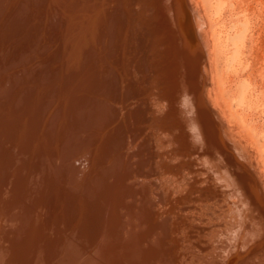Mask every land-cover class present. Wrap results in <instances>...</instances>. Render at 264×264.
<instances>
[{
    "label": "bare ground",
    "instance_id": "1",
    "mask_svg": "<svg viewBox=\"0 0 264 264\" xmlns=\"http://www.w3.org/2000/svg\"><path fill=\"white\" fill-rule=\"evenodd\" d=\"M9 1H10V6L6 7L3 5L1 8L2 15H0V95L2 94L1 92H3L2 97H4V100L7 102L6 105H8V107L9 106L11 107L9 109V112H13L14 109L16 108V110H18V112L21 113L19 118L20 122L17 120L18 121L17 123H20L19 125L13 123L14 120L10 117L9 113H6L8 112V110L5 111L4 109L0 134L2 135V138L5 141L4 148L10 149L11 154L9 152V156L14 154L16 162L24 161V158H20L19 156L16 155L17 152L23 150V148H25L26 145L27 147L25 148V150L27 149L31 150L29 160L31 161L33 157L32 161L33 160L35 161L33 163L31 162L32 165L29 164L27 170L23 168L24 163H20V165H15V169L13 171L14 179H13L12 187H13V191L16 190L17 196L15 194L13 195L16 198V199L13 198V200L14 199L16 200L15 204H12V202L10 203L12 205H16V207L11 208L10 206V208L11 210L15 209L11 213H14L16 211V208L17 211L13 216L6 213V215L8 214L7 217L9 216H10L9 218L12 217L11 221L13 219L14 221L11 222L9 218H8L9 220L6 218L7 220L3 222V225L5 224L6 228H11V232L13 229H16L15 231L19 234L22 232V235L20 234V236L17 237L18 235H14V233H16L14 232L13 233L14 236L13 235L12 236L9 235L10 237L7 236L8 241L5 240V242L2 241L0 243V245H2L1 246L2 253L0 252L1 255L3 257L5 255H7V257H10L9 262L11 264H23V263L24 264H188V263L191 264L193 259V258L191 259V257L193 256V254L195 253L200 254L202 252L201 253L202 255L207 256L211 252H213L212 247H214L215 244L211 243V240L208 239L209 242L205 245V247L203 246L204 249H202L203 247L201 248L198 246H194L191 248V251H189V253L191 254L190 255L188 253V250H186L188 247L184 249L185 246L183 247V245H180L181 244L179 242L180 239L177 240L175 236L172 235V232L175 230V228L171 232V227H169V225L174 223V219L170 216V212H169L171 210L169 211L168 209L164 210V208L162 210L160 208V210L158 211V207H155L157 206L156 204L159 198L162 196V194L166 195V190H167L166 184L168 181H170V179H167V177L172 179L173 178L172 176L177 174L175 170L176 166L173 163V161L176 160H172L174 154L172 153L171 146H173L175 143H178V145H180L179 143H181L180 146L182 147L184 146V144L185 146L189 144V142L191 141V140L189 141V135H190L189 133H191V129H190L191 126H189L188 124L190 123L189 122L190 115L188 116V114L191 113L190 112L191 108L189 107H192L193 110L194 108H198V106L200 108V105L202 104V102H200L199 103L200 105L197 106L196 104V107L194 106L193 108V105L188 106L189 104H187V101L184 98L185 96L183 97V95L186 94V93L183 94L184 90L185 91L187 90L186 88L184 90L182 89V84H181L182 81L180 80L183 78H181L180 76L184 64L182 60L183 56H181V54L183 53L184 55L185 51L181 52L182 47L180 48V42L178 41L179 34L173 31L174 29L172 26V22H173L172 19L174 18L169 12L170 11L169 9L171 7L168 8L171 0H139L144 10H145V5L147 6L148 9L150 8V11L153 15L151 17H154L153 19H151L152 21L151 24L153 25L154 28L149 27L150 29L146 28L145 31L144 30L142 31L144 26H142L140 22L145 21V19L147 18L144 17L145 11H143V8L139 6L140 3L139 4L137 3V5L135 6L137 9H139V7L141 8L139 10L140 12L137 11L136 13L137 14L136 20L134 18V20L136 21L135 25L129 27V28L133 27L131 37L134 38V41H137L135 45L133 44L134 46L139 47L138 44L140 40L142 41V43H144L145 41V43L151 45L152 48L151 53H153V55L150 57L149 55L147 56L145 53L143 57L146 58V60L147 59L153 60V64L155 66V73L153 75V79L155 78L157 79L156 82H154L155 83L154 85L156 86L155 88H157V90L155 92L153 91V93L151 94L152 96L151 99L154 102H156L155 103L156 106L154 107L155 109L153 112L152 122L155 126V135L157 136L158 139L155 140L157 146H155V150H153V152L157 155L156 160L158 161L159 164L158 166L160 167L159 169L163 174V179L159 180L157 186L153 184L155 186L154 189H158V192L157 193L153 192L152 194L153 197L151 198L149 196L147 188L143 186L144 184L142 182H140V184H136L135 186L136 188H133L131 187L132 186L131 183L127 184L125 181V176L126 174H128L126 169L129 166L126 164L122 153L120 154L118 153V150L120 148L117 150L115 149L118 145L122 146V148L124 147L128 148V146H132V145L134 146L135 140H132L130 136L127 137L126 139L125 138L126 135H125L124 138H120L121 143L118 142L119 141L117 140L118 137L116 138L112 134L113 133L112 131H115L118 127L115 125V123L112 124L115 125L116 127L115 130H110L111 127L113 128L112 125L109 128V130L107 129L108 128L107 126L99 127L93 130L91 129L92 131H90V133L85 136V139L84 136L80 134L78 131L75 134L73 133L74 134L73 137L69 136L67 131L68 129H71L70 120H68V115H70V112L67 111L68 110L67 106L69 104H71V106H74V109L71 110V117L74 120V122H77L79 119L81 124H83V122L87 121L86 114H88V109L93 108L89 103L90 101L89 99L92 97L93 92L106 91L108 89V97H109L110 87H112V89H115L113 85L117 82V75L119 74L118 69L115 66L111 65L110 62L106 59L105 57L106 51L102 52L101 50L99 51V49H97L98 47L96 46L95 40L98 38L99 32L103 30L100 27H102V25H104L105 22H107L109 28L108 30L110 32V37H109L110 41L120 40L119 42L122 44L121 45L122 47L126 45L127 43L125 42V38L129 36L128 34L130 31L128 25L130 26V24L132 23V19L134 15L133 12L135 7L134 9L133 8L129 9V7H124V3L122 0H52L51 3L53 6H51L52 7L51 10L48 12H44L45 9H41V4H44L46 0H4L1 2L9 3ZM184 1L186 0H183L182 2ZM178 2H176L175 4H178ZM187 2L189 3V5L187 4ZM200 3H197L196 0L194 3L192 2V0L186 1V6L187 5L189 7L192 6L193 9L194 20L191 18L190 19L194 22V25L193 24L191 25H193V28L196 29V33L199 38L198 39L199 49H197L198 50L197 52L201 57L200 59L204 60L202 61V64H203V69L205 70L204 74L207 75L205 82L202 83L201 86L204 84L203 85L204 89L202 88L203 90H206V86L209 87L207 93L204 94L203 97L202 96L200 97L202 98L205 97L204 98L205 100L203 101H205L208 105H210L211 108L210 107L209 108L215 112L214 115L216 118L219 119V122H221L220 126L222 125V129L224 133L227 132V135L229 137L228 140L230 143L229 147H231L233 150L231 148L230 149L232 151H235L240 156L246 153L248 157L250 156L253 157V160L255 158L254 156L257 155L256 158L257 160L256 159L255 160L258 161V163H260L263 167L264 157L262 156V151L260 148L261 146L259 145L258 138H256L254 129L250 126L251 124L249 125L248 123H246L247 109L245 110V108L242 106V103H244L243 100L244 97L241 98L239 103V105L242 106L244 110L243 109H242L243 111L240 110L239 112L241 113H239L238 110L235 109L234 103L231 100H228L224 97L225 96L224 90L220 87L219 78H218L220 76V74L218 73V69L220 67H219V61L217 59L218 55L216 53L217 52L216 50L218 49H216V44H215L216 42L214 40L215 38L210 29V21H211L209 18L210 16L208 17L209 14L207 15V12L203 8V4ZM0 5H2V3H0ZM19 7H21L22 9L20 14H17L15 10L16 8L18 9ZM186 12L188 13V11ZM139 18L140 20H138ZM182 18H184V16ZM191 20L190 22L193 23ZM188 21L189 20H187V22ZM187 27H190V25ZM193 28L192 30H194ZM188 34L187 37H189ZM183 36L184 35H182V37ZM194 37L196 38V36ZM106 38L107 36H105V39ZM148 38H152V39L150 40ZM193 41L197 42V40L194 39ZM124 48L125 51L123 52H127L129 46L126 47L124 46ZM141 48H143V46H141L139 49ZM123 52L121 53V55L125 56V53ZM187 57H190V54H188ZM233 57L235 58V55ZM237 57L238 56H236V59ZM122 58L123 57H121V59ZM184 61H186V59ZM187 65L189 66L191 64H187ZM121 66H123V64ZM197 66L200 65L197 64ZM201 76H203V74ZM179 77L181 78L180 80ZM184 82L183 84H185ZM199 82H201V80ZM206 82L209 85H205ZM126 83H127V87H126ZM126 83L124 84V88L126 87L127 89V93L125 94L126 96L129 97L131 94H133L132 87L136 83L129 81L128 82L126 81ZM196 83L193 84L196 85ZM121 85L122 84H120V86ZM198 88L196 89L199 90ZM239 88L242 93V96L245 95L247 91L243 81L239 82ZM193 92L190 93V95L192 94V98L193 96L194 98H196L197 95L195 96V92L193 95ZM104 93L106 92H102V94ZM48 96L57 98V99L55 98L56 103L54 104L53 107H55L58 104L66 105L64 107L65 110L61 112V115H59L60 113L57 112L58 107H55V109L56 108L57 109L55 110V114L53 118H51V121L53 122L52 124L49 122L48 110L46 112L45 109L42 113V109L47 108L46 107L48 104L47 101L48 102L50 101L49 99L47 100ZM105 98H104V102L107 101L105 100ZM58 99L61 101H59ZM197 100H199V98ZM21 101L25 103V108H23L22 104L20 105ZM191 102H193V100ZM11 104L13 105L11 106ZM118 104L120 105L122 103H118ZM130 104H132V102ZM17 105L20 106V108ZM112 106L107 101V104H105L104 107H107V110H109L110 113L116 114V119H118L116 120V122L118 121L120 124L125 125L127 121L135 122L137 121V119H139L141 122L144 121V123H147V118L145 116V113L148 111V106L146 107L145 102L138 103V107H135L134 109H127V111L121 110L120 112L119 110L122 109V105L120 106L112 105ZM29 108H30L29 116H24L25 114H27L26 110ZM204 112L205 111H203L202 113ZM94 114L95 113H93V116ZM204 114L206 115V113ZM11 115L16 117L13 113H11ZM191 115L194 114L191 113ZM109 118H108V125H110L112 121ZM23 119L24 120L28 119L32 123V125H30L29 127L32 126L34 132L30 130V134H32L35 141L29 140V136L27 135L25 136L24 131L28 127H26L25 124H22L26 122V121H22ZM213 120L212 121L210 120V122H212V124L210 123L211 125H213V123L218 122L217 119H216L217 122H213ZM104 124L107 125V123ZM199 124L202 125V121L201 123L199 122ZM207 125L208 123H206V126ZM125 127H127V125ZM213 127L214 126H212V128ZM201 128L204 129L205 127H201ZM88 129H90V127ZM212 131L214 130H211V132ZM126 132H130V130H127ZM209 133L208 136L210 135ZM214 133L215 132H213L212 134L214 135ZM162 135L165 139H167V142L163 140ZM217 136L218 135H216V137ZM186 137H188V139H186ZM41 140L43 143H41ZM215 140L216 139H214V141ZM148 141L150 142L152 147L153 145L151 138L150 140L149 138H147L145 140L144 145H142L141 143L135 146L136 148L143 146L144 149H146L148 148ZM10 143H12L13 145H11ZM169 143L171 145L170 146L171 149H169L170 147L169 148L167 147ZM91 145L92 146L94 145L90 149V151L94 152V153L92 152L94 154V157L92 159H90L91 158L90 157L88 158V160H91L90 162H92L91 164L92 166H89L90 163L88 160H86L87 163L89 164L82 162L83 164L84 163L86 164L81 166L82 170L81 169L76 170L74 166H76L77 164L75 163L76 165L72 166L73 162L72 164L67 165L66 168H64L63 166L64 169L62 167H59L64 163L65 160L70 159L71 156L76 154L78 155V153L81 152L80 149L84 150L83 153H86V151H88L87 149L90 148ZM163 145H166V150H163L164 153L160 152ZM41 146L47 153L50 154L49 160L53 165L52 167L54 168V172H56V170H58L59 172L62 169L61 170L63 172L62 174L63 176H65V180L68 181V184H72L73 178L75 182L77 181L78 183L77 185H72L74 187L70 186L71 188H69V192H70L69 195L68 192H66L64 189V188H68L67 187L68 184L66 185L67 181L65 184L61 183L57 185L58 181H55L53 179L50 180V178L49 180H47L46 176L44 175V173L46 174V171L43 172L45 169L43 171L40 170L41 169L40 162L42 161V159L39 156L40 154L39 152H41L39 151L40 149L39 147ZM76 146L78 148L74 149L76 148ZM83 147L85 148L88 147V148L85 150V148ZM202 147L203 146H201V148ZM214 147L217 149L216 146ZM36 149L39 152H37ZM230 149L228 148L227 151L231 152ZM60 150L63 151V156L56 155ZM177 150L180 149L177 148ZM33 151L35 152V154ZM199 151L203 152L201 149ZM220 154H222V152ZM208 155H212V154L209 153ZM223 157H221L223 160L226 159L224 154ZM208 158H209L208 160L210 161L212 156L211 158L210 156ZM141 160H143V158H141L140 161ZM60 161H62L63 163H60ZM108 161L111 162L107 163ZM202 163L204 164L205 161H203ZM254 163L256 164V162ZM115 164L117 165L120 164V166H122L120 168L122 169L119 171L117 169H114V166H116ZM203 164L201 166H203ZM2 165H5V163L4 164L2 163ZM33 166L36 167L32 168ZM70 166L72 167L70 168ZM77 166L76 168H78ZM81 167L79 165V168ZM242 167L244 168L243 165ZM256 167L257 169L259 168L261 169L259 165ZM223 169L225 173V170L227 171V169L229 168L225 169L223 167ZM250 169L248 170L250 171ZM218 172L220 174V171ZM248 173L249 172H247V174ZM198 174L199 173H197L196 175ZM215 174L218 175V173ZM215 174L213 175L215 176ZM252 175L254 176V173ZM69 177H70V181H69ZM227 178H229L228 175ZM227 178L224 180H227ZM188 179H190L189 176ZM220 180L222 181L223 179L221 178ZM52 182L53 185L54 183L57 184H55L54 187L53 186L50 187L49 185H51ZM214 183L216 182L214 181ZM191 184L192 183H190V185ZM208 185L210 186V184ZM57 188H60V190ZM35 189H37L36 192ZM5 192H2V195ZM257 192L255 191V193ZM9 193L10 190L8 194ZM7 195H5V197ZM206 197L209 198L208 196ZM261 197L263 198L264 201V197L262 195ZM133 198H137L135 199V203L132 201L130 203L129 201L132 200ZM6 200H8L7 197ZM10 201H12V199H10ZM137 201L138 204H136ZM256 201L258 200L256 199ZM228 202L226 204H229L230 206L231 201L229 203ZM220 203L221 202L217 204ZM3 204L4 203L0 204L1 205L0 209L3 208L2 206ZM234 205L232 204V206ZM162 206L163 205H161V207ZM208 207H211V205ZM5 208H7V206ZM2 210L5 211L4 208L1 209V211ZM217 210L219 211L221 210V208L220 209L218 208ZM238 210H240V208ZM226 212H223V214ZM166 214H169L168 216L169 218L161 217L162 219L161 223L154 222V220H156V217H160V215L164 216ZM6 215L4 213V216ZM238 216L240 215L238 214ZM232 217L235 216L233 215ZM222 219L224 218L222 217ZM222 219L220 220L222 221ZM238 219L239 218H237V220ZM208 221H210V219ZM230 221L232 222V220ZM234 221L236 220L233 219V222ZM191 225H194V223H192ZM203 228L204 227L202 226V229ZM206 229L208 228H205V230ZM211 229L210 231L212 233ZM6 231H8V229ZM210 231L208 232L209 235H210ZM230 231H231V226H230ZM8 232L6 233L8 234ZM218 232H220V230ZM198 234L199 232L197 233V235ZM204 238H205V234H204ZM186 239H188V237ZM240 240H242V237ZM221 242H223L222 239ZM203 243L204 242L202 241V245ZM220 243L218 244L220 245ZM193 250L194 252L191 253ZM198 250L201 252H199ZM195 262L196 261H194V264H196Z\"/></svg>",
    "mask_w": 264,
    "mask_h": 264
},
{
    "label": "rangeland",
    "instance_id": "2",
    "mask_svg": "<svg viewBox=\"0 0 264 264\" xmlns=\"http://www.w3.org/2000/svg\"><path fill=\"white\" fill-rule=\"evenodd\" d=\"M1 1H4V0H0V3H2V5H0V15H2V12H1L2 9L1 8L3 5L6 7L10 6V1H9V3L1 2ZM122 1L124 3V7H129V9H131V8L134 9V7L137 5V3L138 4L140 3L139 0H135V1L134 0H122ZM178 1H180V2H178ZM182 1L183 0H176V1L171 0L170 1L171 4L169 3V6H168V8H170V7L172 8V9L171 8L169 9L170 10L169 12L171 13L172 17L174 18V19H172L173 22L172 21L171 22H172V26L174 29L173 31H175L179 34L178 41L180 42V48L182 47L181 52L185 51V53H187V54L184 53V55H183V53L181 54V56H183L182 60H183L184 64H183L182 73H181L180 77L183 79H181L179 77V80L181 79L180 81H182L181 82L182 89L184 90L186 88V90H187V91L184 90L183 94H185V93L186 94L183 95V97L185 96L184 98L186 99L187 104H189L188 106L193 105V108H194V106L196 107V104L198 106V105H200L199 103L202 102L201 105H202L203 109L201 108V105H200V108H199V106H198V108H194L193 109L194 111L192 110V107H189V108H191L190 112L192 114H194V115H191V113L188 114V116L190 115V117H189L190 123H188V124H189V126H191L190 127L191 133H189L190 134L189 135V141L190 140L191 141L188 144L189 146L188 145L185 146V144H184V146H183L184 148H183L182 146H180L181 143H179L180 145H178V143H175L173 146H171L170 143H169V145H167L168 148L170 146L172 147V153L174 154V157L172 160H176V161H173V163L176 166L175 170H176L177 174L172 176L173 177L172 179L167 177V179H170V181H168L166 184V188H167L166 195L162 194V196L159 198V200L156 204L157 206H155V207H158V211L160 210V208L162 210H163V208H164V210H167V209H168V211L171 210V211H169L170 216L174 219V223L169 225V227H171V232L175 228V230L172 232V235L175 236V238L177 240L180 239L179 240V242L181 243L180 245H183V247L185 246L184 249H186V247H188L186 249V250H188V253H189V251H191V248L194 246H198L201 248L203 246L205 247V245L209 242L208 239L211 240V243L216 245V247H215V245H214V247H212L213 252H211L207 256H204L201 254L202 253L201 251H202V249H204V247L201 249V251L198 250L201 253L200 254H197V253L193 254V256L191 257V259L193 258L191 264H194V261H196L195 262L196 264H207V263L208 264H261V263L264 264V233H263L264 232V222H263L264 221V214H263L264 213L263 212V210H264V203L263 202L264 201H263V198L261 197V195L264 197V194H263L264 193V185H263V183H264L263 182V180H264V166L262 167V165L260 163H258V161H256L257 155L254 156L255 158L253 160V157H251V156L248 157L246 153L244 155L240 156L235 151H232L233 149L231 147H229L230 143L228 140L229 137L227 135V132L224 133V131L222 129V125L220 126L221 122H219V119L215 117V115H214L215 112L212 109H210L211 108L210 105H208L205 101H203V100H205L204 99L205 97L204 98H202V97L204 94L207 93V90L209 89V87L206 86V90H203L204 84L201 86V84L205 82V79L207 77V75L204 74L205 70L203 69V64H202V61H204V60L200 59L201 57L199 56V54L197 52L198 51L197 49H199V44H198L199 38L197 36L196 29L193 28L194 22L191 20V19L194 20V13H193L192 6L189 7L188 2H187L188 5L186 6L187 0L184 2H182ZM196 1H197V3L201 2L203 4L204 10L207 12V15L209 14L208 17L210 16L209 17L211 20L210 21V29H211V32L213 33L214 38H215L214 40L216 42L215 43L216 49H218V50H216L217 51L216 53L218 55L217 59L219 61V67H220L218 69V73L220 74V76L218 78H219L220 87L224 90V94H225L224 97L228 100H231L234 103V107L236 110H238V112L240 110L243 111L244 110L243 107L245 108V110L247 109L246 123H248L249 125L251 124L250 126L254 129L255 136H256V138H258L259 145L261 146L260 148L262 151V156L264 157V0H196ZM51 2H52V0H50V1L46 0V2H44V4H41V9H45L44 12L50 11L52 8L51 6H53ZM176 2H178V4H175ZM192 2L194 3L195 0H192ZM140 4H139V6L141 8H143L142 4L141 5ZM48 7H50V8H48ZM140 7H139V9H137L135 7L134 12H133L134 15H133L132 23L130 24V26L128 25V28L135 25V22H136L135 20L137 18L136 13H137V11H139L141 9ZM21 9H22L21 7H19L18 9L16 8V10H15L16 13L20 14ZM174 9L176 11L177 10L178 11L176 12ZM143 11H145L144 17L147 19H145V21H142L140 23L142 26H144L142 31L143 30L145 31L146 28H149V27L152 28L153 27V25L151 24V22H152L151 19H153L154 17H151L153 15L150 11V8L148 9L146 5H145V10L143 8ZM182 11H183V13H182ZM186 11H188V13ZM182 14H183L184 18H182L183 17ZM192 14H193V16H192ZM134 18H135V20H134ZM138 20H140V18ZM187 20H189V21L187 22ZM190 20L193 23H191ZM184 23H186V24H184ZM105 24L102 25V27H100L103 30H101L102 32L101 31L99 32V36L95 40V43H96V46L98 47V48L97 47L96 48L99 49V51L100 50L102 52L106 51L105 52L106 59L110 62L111 65L115 66L118 69L119 74L117 75V82L113 85L115 87V89H112V87H110L109 97H108V89L106 91L93 92L92 97L89 99L90 100L89 103L94 108V110H93V108L88 109V114H86L87 115V118H86L87 121L83 122V124H81L79 119L77 122H74V120L71 117V110L74 109V106H71V104H69L67 106V109H68L67 111L70 112V115H68V120H70L71 129H68L67 131H68L69 136H71V137H73V135L78 131L80 134H82L84 136V139H85V136L87 134H89L90 131H92L93 129H97L99 127L107 126L108 127L107 129L109 130L111 125L115 123V125L118 126L119 128L117 127V129H116L115 125H112L113 128L111 127L110 130L116 129L115 130L116 132L112 131L113 132L112 134L116 138L118 137L117 138V140H119L118 142L121 143L120 138H124L125 135H126L125 136L126 139H127V137L130 136L132 138V140H135L134 146L132 145V146H128V148H126V147L122 148V146L118 145L115 149V150H117L120 148L118 150V153L119 154L122 153L126 164L129 166L128 168L126 167L128 174H126V176H125V181L127 184L131 183L132 184L131 187H133V188H136L135 187L136 184H140V182H142L144 184L143 186H145L147 188L149 196L151 198V197H153L152 196L153 192L154 193L158 192V189H154V187H155L154 185L157 186L159 180L163 179V174L161 173V170L159 169L160 167L158 166L159 165L158 161L156 160L157 155L153 152V150H155V146H157L156 145L157 143H155V140H158L157 136L155 135V126L152 122L153 112L155 109L154 107L156 106V104H155L156 102H154L151 99L152 98L151 94L153 93V91L155 92L157 90V88H155L156 86L154 85L155 84L154 82H156L157 79L156 78L153 79V75L155 73V66L153 64L152 59L146 60V58L143 57L145 53L147 56L149 55L151 57L153 55V53H151L152 48H151V45H148L147 43H145V41H144V43H142L141 40L138 44L139 47L134 46L137 41H134V38L131 37V33L133 30V27H132V28H129L130 31L128 34L129 36L126 37L127 40L125 38V42L127 44L125 43L126 45H124V46L125 47L129 46V48H128L127 52H123V51H125V48H124V46L123 47L121 46L122 44L119 42L120 40L119 41H117V40L116 41L115 40L110 41V38H109L110 32L108 30L109 29L108 23L105 22ZM191 24H193V25H191ZM189 25H190V27H187ZM191 27L195 31L192 30ZM106 29H107V31H106ZM181 30H182V32H181ZM185 31H187V32H185ZM186 33L187 34L189 33L188 34L189 37H187ZM182 35H184V36L182 37ZM105 36H107V38H108V39L106 38L107 40L105 39ZM194 36H196V38ZM183 38H185V39H183ZM129 39H132V40H129ZM148 39L151 40L152 38H148ZM193 39L197 40V42L193 41ZM183 41H184V43H183ZM190 44H193V45H190ZM141 46H143V48L139 49ZM118 47H119L120 52L118 50ZM142 49H144V50H142ZM237 50L239 51V54H238ZM122 52L125 53V56L121 55ZM188 54H190V57H187ZM234 55H235V58L233 57ZM236 56H238L237 57L238 60L236 59ZM121 57H123L122 58L123 61H122ZM191 57H193V58H191ZM195 57H196V59H195ZM185 59H186V61H184ZM125 62H127V63H125ZM195 62H196V64H195ZM199 62H201V63H199ZM122 64H123V66H121ZM187 64H191V65L188 66ZM197 64H199L200 66H197ZM113 66H112V69H113ZM190 67H192V68H190ZM199 68L200 69L202 68L201 69L202 72ZM200 72L203 74V76H201L202 74ZM198 74H200V75H198ZM198 78H200V79H198ZM200 80H201V82H199ZM119 81H120V83H119ZM126 81L136 83L132 87L133 94H131L129 97L126 96V94H125V93H127ZM184 81H186V82H184ZM195 81L199 84H197ZM240 81L244 82V86L246 87V91H247V92L245 91L246 94L243 96H242V93H241L240 88H239V82ZM183 82L186 85L183 84ZM125 83H126V87L124 88ZM193 83H196V85ZM120 84H122V85L120 86ZM197 85L199 88L197 87ZM205 85H209V84L206 82ZM194 87H195V89H194ZM196 88H198L199 90H197ZM111 90H113V91H111ZM116 91H118V92H116ZM193 91L195 92V96L197 95L196 98H194V96L192 98V94L190 95V93H192ZM102 92H106V93L102 94ZM194 92H193V95H194ZM1 93L3 94V92H1ZM2 94L0 95V103H1V105H0V129L2 127V120H3L2 118L4 115L3 114L4 109H5V111L8 110V112H6V113H9L10 117L14 120L13 123L20 125V123H17V122L18 121L20 122L19 118H20L21 112L19 113L18 110H16V108L14 109L13 112H9V109L11 107L10 106L8 107V105H6L7 102L4 100V97H2ZM120 94H121V97H120ZM132 96H133V98H132ZM200 96H202V97H200ZM242 97H244V99H243L244 103H242L243 107L239 105ZM55 98L52 96H48L47 100L48 99L50 100L49 102L51 103V105L47 101V103H48L46 106L47 108L42 109V113L45 109H46L45 110L46 112L48 110V113H49L48 118H49V122L51 124L53 123L51 121V118H53V116L55 114V110L57 109V108L55 109V107H58L57 112L60 113L59 115H61V112L63 110H65L64 107L66 106L64 104H58L55 107H53L54 104L56 103L55 100L57 99V98L56 99ZM104 98H105V100L108 101V103H110L111 106L112 105H114V106L122 105V109H120L119 112L121 110L127 111V109H134L135 107H138V103L145 102L146 107L148 106V111L145 113V116L147 118V123H144V121L141 122L139 119H137V121H135V122L134 121H127L128 124L126 122L125 125L120 124L118 121L116 122V120H118V119H116V114L110 113L109 110H107V107H104L105 104H107V101H105L106 103L104 102ZM198 98H199V100H197ZM190 100L191 101L193 100V102H191ZM59 101H61V100H59ZM196 101L197 102L199 101V102L197 103ZM22 102L23 101H21L20 105L22 104L23 108H25V103L24 102L22 103ZM131 102H132V104H130ZM118 103H122V104L119 105ZM12 105L13 104H11V106ZM59 105H60V108H59ZM18 107L20 108V106H18ZM48 107H50V108H48ZM52 109H53V111H52ZM50 110H51V112H50ZM195 110H198L199 114H198V111H195ZM29 111H30V108L26 110L27 114H25L24 116H29ZM203 111H205L204 113H206V115L204 113H202ZM194 112H196L197 114ZM11 113H13L16 117L12 116ZM37 113H39V112H37ZM93 113H95L94 116H93ZM239 113H241V112H239ZM109 117H111V118H109ZM108 118L113 121V122L111 121L110 125H108ZM196 118L200 121H198ZM190 119H192V120H190ZM216 119L218 122L216 121ZM57 120H58V118H57ZM210 120L211 121L213 120V122H217V123H213V125H211L212 122H210ZM22 121H26L22 124H25V126L28 127L24 131L25 136L27 135V136H29V140L35 141L32 134H30V130L33 131V129H32L33 127L32 126L29 127V126L32 125V123L28 119L27 120L23 119ZM89 121H91V122H89ZM201 121H202V125L199 124V122L201 123ZM104 123H107V125H105ZM206 123H208L209 127H208V125L206 126ZM126 125H127V127H125ZM192 125H194V126H192ZM212 126H214V127L212 128ZM35 127H36V124H35ZM85 127H87V128H85ZM89 127H90V129H88ZM201 127H205L207 129L204 128L205 129L204 130ZM208 128L210 129V131ZM117 130L119 133L117 132ZM127 130H130V132H126ZM211 130H214V131L211 132ZM86 131H87V133H86ZM204 132H205L207 137L205 136ZM213 132H215L214 135L212 134ZM208 133L210 134L209 136H208ZM51 134H52V132H51ZM115 134H117V135H115ZM216 135H218V136L216 137ZM147 138H149V140H150V138L152 139V145H153L152 147H151L150 142L148 141V148L144 149L143 146L136 148V146L138 144L142 143V145H144L145 140ZM162 138L164 141L167 142V139H165L163 137V135H162ZM186 139H188V137H186ZM214 139H216V140L214 141ZM218 139H219V141H218ZM205 142L207 143V145ZM216 142H219V143H216ZM4 143H5V141L3 140L2 135L0 134V159H1L0 160V190H1L0 191V204H2V203L5 204V205L4 204L2 205L3 208L5 209V211L4 210L1 211V209H3V208L0 209V224L1 225H3V222L6 221L10 217V216L7 217L8 214L13 216L15 214V212L17 211V208H16V211L14 213H11L15 210V209L11 210V208L16 207V205H12V204H15V202H16V200H15L16 198H15V196H13L14 194L16 195V190L13 191V187H12V183H13V179H14L13 178V171L15 169V165H20V163H24L23 168H25L27 170L29 164L32 165V163L35 161V160L32 161V159H33L32 155H31V157H32L31 161L29 160L31 150L30 149L25 150V148L27 147V145H26L25 148H23V150H21V151H18L17 155H16V156H19L20 158H24V161H22V162L17 161L16 162L14 154L9 156L10 149L4 148ZM41 143H43L42 140H41ZM10 144L13 145L12 143H10ZM41 145H43V144H41ZM213 145L216 146L217 149L219 147L220 148L217 150ZM93 146L91 145L90 148L87 147L88 149L83 147V148H85V150L86 149L88 150V151H86V153H83L84 150L80 149L81 152L78 153V155L77 154L73 155V156H71L70 159H67L68 161L70 160L69 161L70 163L67 160H65L66 162L64 161V163L62 161H60V163H63V164L59 167L63 168V166H64V168H66L67 165L72 164V162H73L72 166L76 165V164L78 165V166L76 165L78 168H76V166H74L76 170H78V169L82 170L81 166H83L85 163H87L86 160H88V158H90V157H91L90 159H92L94 157V154H93L94 152L90 151V149ZM201 146H203L204 148L203 147L201 148ZM171 147L169 149H171ZM227 147L229 149L230 148L232 149V150L230 149V151L232 153L227 151L228 150ZM39 148L41 149V150L39 149V151H41V152L37 151L38 148L36 149V151L40 153V154L39 153L38 154L42 159V161L40 162V168H41L40 170L43 171L45 169L43 172L46 171V174L44 173V175L46 176L47 180H49V178H50V180L53 179L55 181H58V184L54 183V185L55 184L59 185L61 183L65 184L67 180H65V176H63V174H62L63 173L61 171L62 169L60 170L61 172L60 171L58 172V170H56V172H54V168L52 167L53 165L49 160L50 154L47 153L42 148V146ZM77 148L78 147L76 146V148H74V149H77ZM177 148H179L180 150H177ZM175 149H176V151H175ZM200 149L203 152L199 151ZM163 150H166V145H163L160 152H163ZM127 151H130V152H127ZM221 152H222V154H220ZM234 152H235V154H234ZM209 153H211L212 155H208ZM10 154H11V152H10ZM34 154H35V152H34ZM201 154H203V155H201ZM223 154L225 155V158H226V159H224L225 161L221 158V157H223ZM56 155L63 156V151L62 150L58 151V153ZM198 155H199V157H198ZM209 156H210V158L212 156L210 161L208 160ZM158 157H159V155H158ZM181 157H183V158H181ZM191 157H193V158H191ZM4 158H5V160H4ZM10 158H11V160H10ZM84 158H86V159H84ZM141 158H143L144 161L143 160L140 161ZM174 158H177L178 160L174 159ZM232 159H234V160H232ZM242 159H244V160H242ZM206 160H207V163H206ZM212 160H214V161H212ZM29 161H30V163H29ZM88 161L90 164L89 163H87V164H89V166H92L91 165L92 162H90L91 160H88ZM203 161H205V163H204L205 165L202 163ZM82 162H85V163L83 164ZM110 162L111 161H108L107 163H110ZM222 162L224 165L222 164ZM254 162H256V164ZM2 163L3 164L5 163V165L7 167L5 165H2ZM244 163H246V164H244ZM120 164H118V165L115 164L116 166H114V169H117L118 171L121 170L122 168H120V167H122V166H120ZM202 164H203V166H201ZM241 164L244 166V168L242 167ZM79 165L81 168H79ZM258 165H259V167H261V169L259 167H258L259 169H257L256 166H258ZM72 166H70V168ZM34 167H36V166H33L32 168H34ZM223 167L225 169L226 168H229V169H227V171L225 170V173H224ZM222 169H223V171H222ZM245 169H246V172H245ZM248 169H250V171ZM189 170H191V171H189ZM213 171L215 173H218V175L215 174ZM218 171H220V174ZM227 172H228V174H227ZM247 172H249V173L247 174ZM193 173H196V174L199 173V174L196 175ZM212 173L215 174V176ZM253 173H254V176L252 175ZM259 173H261V174H259ZM223 174H225V175H223ZM75 175H76V173H75ZM178 175L180 176V178ZM208 175H211V176H208ZM227 175L229 176V178H227ZM246 175H248V176H246ZM59 176H60V178H59ZM188 176L190 179H188ZM195 176H196V179H195ZM217 176H218V179H217ZM220 176L223 180L226 178H227V180L221 181ZM234 176L236 179L234 178ZM262 176H263V178H262ZM211 177L213 178V180ZM254 178L257 180H255ZM253 179H254V181H253ZM206 180H207V182H206ZM249 180H250V182H249ZM69 181H70V177H69ZM73 181H74V178L72 179V184H68V181H67L66 185L68 184V186H67L68 188H64L65 191L68 192V195L70 193L69 192V188H71L70 186L78 184L77 181L76 182L75 181L73 182ZM208 181H209V183H208ZM214 181L216 183H214ZM190 183H192V184L190 185ZM246 183H248V184H246ZM253 183H254V185H253ZM208 184H210V186ZM213 184H215V185H213ZM54 185L52 182V184L49 186L54 187ZM66 185H65V187H66ZM167 186H169V187H167ZM72 187H74V186H72ZM187 187H188V189H187ZM223 187H224V189H223ZM169 188H170V190H169ZM14 189H15V187H14ZM57 189L60 190V188H57ZM189 189H191V190H189ZM239 189H241V190H239ZM9 190H10V193L8 194ZM159 190H161V189H159ZM222 190H225L227 192L222 191ZM36 191H37V189H35V192ZM255 191L256 192L258 191V192L255 193ZM2 192H5V193H3V195H2ZM5 195H7L6 197L9 201L6 200ZM173 195H174V197H173ZM206 196H208L209 198H207ZM2 197L5 198L6 202H5L4 198H2ZM255 197L258 201H256ZM13 198H15V199L13 200ZM166 198H168V199H166ZM184 198H185V200H184ZM10 199H12V201H10ZM135 199H137V198H133L129 202L131 203V201H132L135 203ZM175 199H177V200H175ZM160 201H161V203H160ZM213 201H214V203H213ZM226 201L227 202L231 201L230 206H229V204H226L227 203ZM10 202H12V204ZM210 202H212V203H210ZM219 202H221V203L217 204ZM136 204H138V201L136 202ZM160 204L163 206L161 207ZM206 204H208V205H206ZM232 204L233 205L235 204V205L232 206ZM210 205H211V207H208ZM247 205H249V206H247ZM6 206H7V208H5ZM10 206H11V208H10ZM217 206H219V207H217ZM231 207L232 208L234 207V208L232 209ZM204 208L205 209L207 208V209L205 210ZM218 208L219 209L221 208L222 212H221V210H219L221 213L217 210ZM222 208H224V209H222ZM235 208H237V209H235ZM239 208H240V210H238ZM228 209H229V211H228ZM9 210H10V212H9ZM226 210L229 214L226 212ZM230 210L232 211V213ZM2 212H3V214H2ZM223 212H226V213L223 214ZM234 212H236V213H234ZM4 213H5V215H6V213H8V214L6 216H4ZM215 213L220 218H218ZM201 214H203V215H201ZM206 214H207V216H206ZM232 214L235 217H232L233 216ZM238 214L240 216H238ZM223 215L224 216L227 215V216L224 217ZM168 216H169V214H166L164 216L160 215V217H156V220H154V222H158V223L160 222L161 223L162 222L161 217H168ZM222 217L224 219H222ZM236 217L239 218L238 219L239 221L237 220ZM9 219L11 221L12 217ZM209 219H210V221H208ZM211 219H213V220H211ZM220 219H222V221ZM233 219L236 221L233 222ZM122 220H123V218H122ZM230 220H232V222ZM12 221H14V219ZM213 222H214V224H213ZM192 223H194V225H191ZM232 224H233V226H232ZM1 225H0V239H2V240H0V243L2 241L5 242V240L8 241V237L12 236L13 233L16 232L15 231L16 229H13L11 232V228H6L5 224L3 226H1ZM202 226L204 227L203 229H202ZM230 226H231V231H230ZM257 227H258V229H257ZM205 228H208V229H206L207 231L205 230ZM7 229L9 232L6 231ZM210 229L212 230V233H211ZM219 230L222 234L220 232H218ZM234 230H235V232H234ZM203 231H206V232H203ZM209 231H210V235L208 233ZM6 232H8V234ZM198 232H199V234L197 235ZM244 232L246 233V235ZM16 233H14V235H18L17 237H19L20 234L22 235V232L20 234L19 233L16 234ZM204 234H205V238H204ZM183 235H184V237H183ZM215 235H217V236L220 235V236H218L219 237L218 238ZM221 235H222V237H221ZM187 237H188V239H186ZM241 237H242V240H240ZM196 238H198V239H196ZM221 239L223 242H221ZM243 239H244V241H243ZM206 240H207V242H206ZM202 241L204 242L203 245H202ZM218 243H220L221 246ZM1 246L2 245H0V252L2 251ZM223 246H225V247H223ZM258 246H260V247H258ZM218 247H220L221 249ZM193 252H194V250L191 253H193ZM237 252H238V254H237ZM1 253H0V264H11L9 262L10 257H7V255H5L4 256L5 258H4L1 255ZM198 255H199V257H198ZM196 258H199L201 260V262L199 259H196ZM17 259H16V261H17ZM13 260H14V258H13ZM233 261H235V262H233ZM7 262H9V263H7ZM188 264H190V263H188Z\"/></svg>",
    "mask_w": 264,
    "mask_h": 264
}]
</instances>
